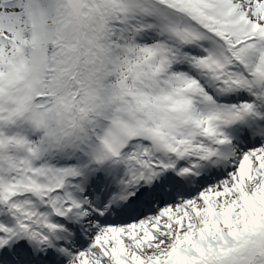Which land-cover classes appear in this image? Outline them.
<instances>
[{
	"label": "snow or ice",
	"instance_id": "6c2138e0",
	"mask_svg": "<svg viewBox=\"0 0 264 264\" xmlns=\"http://www.w3.org/2000/svg\"><path fill=\"white\" fill-rule=\"evenodd\" d=\"M0 264H264V0H0Z\"/></svg>",
	"mask_w": 264,
	"mask_h": 264
}]
</instances>
